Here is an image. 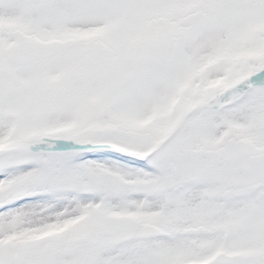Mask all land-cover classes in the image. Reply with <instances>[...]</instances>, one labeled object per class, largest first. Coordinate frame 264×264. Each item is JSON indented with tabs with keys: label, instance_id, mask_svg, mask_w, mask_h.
<instances>
[{
	"label": "snow or ice",
	"instance_id": "snow-or-ice-1",
	"mask_svg": "<svg viewBox=\"0 0 264 264\" xmlns=\"http://www.w3.org/2000/svg\"><path fill=\"white\" fill-rule=\"evenodd\" d=\"M0 264H264V0H0Z\"/></svg>",
	"mask_w": 264,
	"mask_h": 264
}]
</instances>
